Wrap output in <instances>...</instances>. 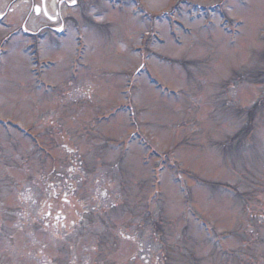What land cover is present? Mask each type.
<instances>
[{
    "label": "rangeland",
    "instance_id": "obj_1",
    "mask_svg": "<svg viewBox=\"0 0 264 264\" xmlns=\"http://www.w3.org/2000/svg\"><path fill=\"white\" fill-rule=\"evenodd\" d=\"M75 1L0 3V264H264V0Z\"/></svg>",
    "mask_w": 264,
    "mask_h": 264
},
{
    "label": "flooded vegetation",
    "instance_id": "obj_2",
    "mask_svg": "<svg viewBox=\"0 0 264 264\" xmlns=\"http://www.w3.org/2000/svg\"><path fill=\"white\" fill-rule=\"evenodd\" d=\"M13 2L15 3L16 0H14ZM59 2L60 0H30V2H25L21 6L19 4L18 5L19 8L29 10L30 14H33L35 17L45 18V20H49L52 22L53 20L56 21V19L60 16V11L62 10V7L59 5ZM0 3L2 4L1 0ZM74 5H79L80 8L83 9L81 0H76L74 2ZM15 8L13 7V5H11L9 6L8 10H14ZM36 11L38 13H36Z\"/></svg>",
    "mask_w": 264,
    "mask_h": 264
}]
</instances>
